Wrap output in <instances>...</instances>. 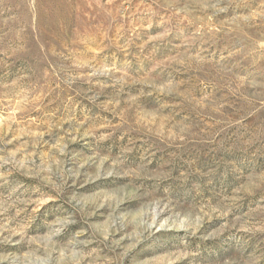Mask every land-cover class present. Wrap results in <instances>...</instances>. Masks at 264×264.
I'll return each instance as SVG.
<instances>
[{
  "label": "rangeland",
  "instance_id": "1",
  "mask_svg": "<svg viewBox=\"0 0 264 264\" xmlns=\"http://www.w3.org/2000/svg\"><path fill=\"white\" fill-rule=\"evenodd\" d=\"M0 264H264V0H0Z\"/></svg>",
  "mask_w": 264,
  "mask_h": 264
}]
</instances>
